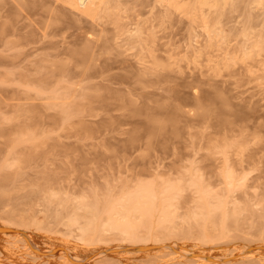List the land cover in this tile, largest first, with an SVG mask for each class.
Instances as JSON below:
<instances>
[{
    "label": "rangeland",
    "instance_id": "1",
    "mask_svg": "<svg viewBox=\"0 0 264 264\" xmlns=\"http://www.w3.org/2000/svg\"><path fill=\"white\" fill-rule=\"evenodd\" d=\"M153 4L126 0L116 27L59 0H0V264H264V54L226 65L198 24L184 14L162 24ZM128 29L155 33L166 70ZM64 93L68 113L54 99ZM228 170L239 226L210 242L188 236L192 184L222 195ZM140 185L180 188L165 241L70 233L78 204Z\"/></svg>",
    "mask_w": 264,
    "mask_h": 264
},
{
    "label": "bare ground",
    "instance_id": "2",
    "mask_svg": "<svg viewBox=\"0 0 264 264\" xmlns=\"http://www.w3.org/2000/svg\"><path fill=\"white\" fill-rule=\"evenodd\" d=\"M74 14L90 19L92 22H110L116 27L121 25V13L126 0H59ZM153 8L161 12L162 24H170L174 17L184 14L191 23L198 24L206 34L209 49L224 52V62L228 65L238 58L244 61L255 60L264 54V0H151ZM238 13L237 18L230 17ZM232 23V24H231ZM127 42L138 43L144 53L152 59L155 69L166 70L168 62L155 55V33L143 37L140 29H128ZM198 35H195V38ZM197 39H195L196 41ZM240 40L241 45L232 48L231 44ZM198 42V41H197ZM90 48L81 53L86 59ZM69 93L55 96L56 105L69 112ZM15 163L4 164L5 168ZM226 191L222 195H212L211 191L200 183L192 187L199 194L196 209L182 221L188 226L186 234L195 236L202 242L214 241L226 236L232 228L239 226L245 210L232 204V198L238 181L233 171L224 174ZM6 183H9V178ZM164 195L166 205L160 214L161 221L155 228L153 219L158 209V198ZM180 197L178 186H166L159 193L154 186L140 185L133 192L124 193L118 201H101L93 198L81 202L75 207V216L67 225L70 233L78 232L82 240H91L101 233H116L127 239H137L147 232L160 242L165 241L176 226L179 217L176 214L175 200ZM212 201V202H211ZM1 204V203H0ZM3 204V203H2ZM8 205H4V208ZM66 206L63 205V208ZM264 209V206H263ZM262 209V210H263ZM5 213V212H3Z\"/></svg>",
    "mask_w": 264,
    "mask_h": 264
}]
</instances>
